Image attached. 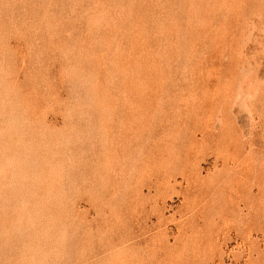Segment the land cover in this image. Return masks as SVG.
I'll use <instances>...</instances> for the list:
<instances>
[{
	"label": "rangeland",
	"instance_id": "374dc122",
	"mask_svg": "<svg viewBox=\"0 0 264 264\" xmlns=\"http://www.w3.org/2000/svg\"><path fill=\"white\" fill-rule=\"evenodd\" d=\"M0 264H264V0H0Z\"/></svg>",
	"mask_w": 264,
	"mask_h": 264
},
{
	"label": "bare ground",
	"instance_id": "6f19581e",
	"mask_svg": "<svg viewBox=\"0 0 264 264\" xmlns=\"http://www.w3.org/2000/svg\"><path fill=\"white\" fill-rule=\"evenodd\" d=\"M115 33V32H114Z\"/></svg>",
	"mask_w": 264,
	"mask_h": 264
}]
</instances>
